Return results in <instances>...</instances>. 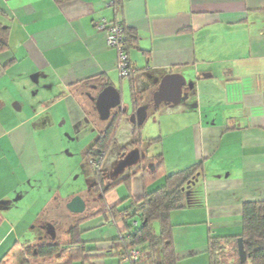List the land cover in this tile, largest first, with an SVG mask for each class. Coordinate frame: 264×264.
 Returning <instances> with one entry per match:
<instances>
[{
    "label": "crops",
    "instance_id": "0c3cea01",
    "mask_svg": "<svg viewBox=\"0 0 264 264\" xmlns=\"http://www.w3.org/2000/svg\"><path fill=\"white\" fill-rule=\"evenodd\" d=\"M113 5L0 0V23L9 29V49L0 54V264H31L25 246L48 244L47 224L56 240L62 235L58 243L72 240V229L59 228L65 203L52 185L49 157L66 137L68 145L87 140L88 152L100 136L77 93H87L93 105L90 93L98 96L106 84L124 93L132 85L120 78L117 54L97 29L102 21L138 35L129 54L139 100L142 93L153 99L167 75L186 81L183 104L148 112L159 134L148 141L159 139L153 146L162 145L164 153L143 162L153 172L162 157L168 175L204 163V174L186 192V209L171 217L178 264H212L211 239L222 240L219 255L234 264L243 206L264 201V0H123L119 11ZM131 116L122 120L118 145L132 139ZM87 163L85 157L91 188ZM140 170L108 179L107 187H115L105 196L110 208L164 185L162 178L146 189ZM95 215L81 219L86 260L73 264H131L101 252L120 229Z\"/></svg>",
    "mask_w": 264,
    "mask_h": 264
},
{
    "label": "trees",
    "instance_id": "16d2710c",
    "mask_svg": "<svg viewBox=\"0 0 264 264\" xmlns=\"http://www.w3.org/2000/svg\"><path fill=\"white\" fill-rule=\"evenodd\" d=\"M57 2H70L75 0H56ZM116 11L123 6V0H112ZM119 24V23H117ZM126 27V26H125ZM128 48H132L139 38L136 31L127 29ZM9 29L0 23V54L9 49ZM131 77V96L133 101V113L140 107L139 94L135 82ZM88 86L95 85L94 81H90ZM110 86L105 85V88ZM104 88V89H105ZM128 114L125 110L118 111L109 123L107 129L102 132L98 140L89 149L86 154L88 164L96 160L99 152L108 156L111 148L117 142V136L121 127L122 120L127 118ZM143 127H134L132 135V143L138 150L145 143L142 137ZM159 139L147 141L150 146L157 143ZM99 151V152H98ZM155 171L148 172L147 169H141L138 173L142 174L144 186L164 178V185L153 192H146L138 201H128L120 205L110 208L107 205L105 196L115 187H105L103 181V171L94 172L96 185L94 192L102 194L100 199V210L95 216H104L111 222L119 226V237L111 241L110 247L101 251L104 254L111 252L115 257L122 260V256L131 250H137L140 253L138 262L131 264H178V257L174 242V231L171 217L174 212L186 209V192L199 176L204 174V163H196L189 168L168 175L165 172L162 157ZM92 168V167H91ZM140 219L141 225L134 226L132 221ZM2 219L0 218V221ZM85 220V219H84ZM83 220H79L73 227L71 234L72 240L68 244H61L49 239V243L38 247L25 246V253L31 264L38 263L42 259L58 256V260L62 261L69 256V260L65 264H73L78 261H85L86 246L81 241L80 225ZM48 225V224H47ZM45 225V226H47ZM243 239L245 251L248 260L245 264H264V201L248 202L243 206V233L234 240L236 245V263L242 264L238 255V240ZM221 239H211L210 249L212 252V264H229L220 257L219 244Z\"/></svg>",
    "mask_w": 264,
    "mask_h": 264
},
{
    "label": "rangeland",
    "instance_id": "374dc122",
    "mask_svg": "<svg viewBox=\"0 0 264 264\" xmlns=\"http://www.w3.org/2000/svg\"><path fill=\"white\" fill-rule=\"evenodd\" d=\"M120 92L122 96V107L124 110H127L129 116H131L134 108H133V101H132L130 89H127L125 93L124 91L123 92L120 91ZM77 94L80 100L86 106L85 109L87 110V114L93 120V124L95 128L101 134L107 129L111 120L108 122H102L95 109V105L94 104L92 105L90 103L89 98L87 97V93L79 92ZM90 94L94 97H97L96 93H90ZM142 94H143L142 97L144 99H140L141 100L140 107L149 105V111H150L154 107L151 93H142ZM117 113L118 110L113 111L112 117ZM143 129L144 130L142 131V137L145 143L143 144L141 150L143 151L144 158L147 157L151 159L152 157H156L155 159H158V156H161L164 153L162 145L150 146L149 143L147 142L148 140L154 139L155 136L159 135L158 130L154 129L152 118H149L147 120ZM66 131L63 132L65 137L67 135V132L69 134H73L72 130L68 129V131L67 132ZM66 138L68 139V137ZM66 138H64L63 145L58 146L57 149L53 148L54 155L52 156L51 154V156L49 157L51 158V161L54 162V167H53L54 177H53L52 185L56 187L57 192L61 190L62 196L64 198V202H63L65 203L63 206L64 210L62 211L63 213L61 214L62 216L60 215L61 216L60 218L63 217V226L59 227L62 228V231L64 232L73 229V227L77 224L79 220L89 218L100 210L99 195L98 194L95 195L94 191H92L88 195V193L91 191V188L88 184V179L84 172V167H83L84 166L83 164L85 163V157L87 154L86 153L87 140L85 142L84 141L81 142L80 144L74 143L72 145H68ZM135 149L136 147L135 145H133L132 141H130L126 147L122 145H118V143L116 142V144H114L113 147L111 148L107 156V159L103 164L102 171L103 170H107L108 172L111 171L115 163H120L121 160L126 158L128 154ZM67 152H69L71 155ZM147 163H150V161H147ZM88 167L91 168L90 165ZM134 167H131L129 171L131 172ZM112 177L113 179H115V176ZM107 183L108 180L107 182H105V185H107ZM76 197H80L81 199L87 202L86 211L83 214H72L67 208V205ZM136 222L139 225H141L140 219L136 218L132 221V223H136ZM62 239L63 237L61 235L59 236V239L56 240V242H63Z\"/></svg>",
    "mask_w": 264,
    "mask_h": 264
},
{
    "label": "water",
    "instance_id": "95a60500",
    "mask_svg": "<svg viewBox=\"0 0 264 264\" xmlns=\"http://www.w3.org/2000/svg\"><path fill=\"white\" fill-rule=\"evenodd\" d=\"M153 79V77H149ZM155 80L154 83H158ZM186 86V81L179 75H167L159 83V89L153 95V106L160 107L162 105L172 108L178 107L188 98L186 93H183V89ZM95 104L96 111L102 122H108L112 118V112L115 110H124L122 107V96L120 91L114 86H108L103 89L97 97L92 98ZM126 111V110H125ZM149 105L139 107L130 118L131 124L135 127H144L148 119ZM141 160L140 150L135 149L131 151L128 156L117 167L114 176L115 178L122 175L126 169L137 166ZM193 182L191 185H193ZM190 186L186 190L190 189ZM68 210L72 214H83L86 211V203L80 197L74 198L68 205ZM48 235L52 241L56 240V230L51 224L46 227ZM238 255L242 264H245L248 260L247 253L245 251L243 239L238 240Z\"/></svg>",
    "mask_w": 264,
    "mask_h": 264
},
{
    "label": "built area",
    "instance_id": "2783aa9c",
    "mask_svg": "<svg viewBox=\"0 0 264 264\" xmlns=\"http://www.w3.org/2000/svg\"><path fill=\"white\" fill-rule=\"evenodd\" d=\"M97 29L104 32L106 35V41L109 48L113 49L117 54V69L122 80H128L136 75L128 48L126 27L122 24L113 23L110 24L106 21H102L97 25ZM99 152V151H98ZM107 157L105 153L99 152V156L91 163L92 169L96 172L102 171L103 164ZM138 223H134L137 226ZM140 253L137 250H131L122 256L124 262H138Z\"/></svg>",
    "mask_w": 264,
    "mask_h": 264
},
{
    "label": "flooded vegetation",
    "instance_id": "af4514ba",
    "mask_svg": "<svg viewBox=\"0 0 264 264\" xmlns=\"http://www.w3.org/2000/svg\"><path fill=\"white\" fill-rule=\"evenodd\" d=\"M136 147V146H135ZM136 149H138L137 147H136ZM140 150V154H141V160L139 161V163L137 164V166H139L140 167V169H148L147 168V165H144V160L146 159V158H144V154H143V151L141 150V149H139ZM145 153V152H144ZM125 160V158L123 159V160H121V162L122 161H124ZM120 162V163H121ZM120 163H115V165L112 167V170L111 171H106V172H104V170H103V181H104V183L106 182V180H108V179H111V178H113L112 176H114V173H115V171H116V169H117V167L119 166V164ZM148 165H151V164H148ZM136 167V166H135ZM90 169V171H92V173L94 174V172H93V169L92 168H89ZM130 169V168H129ZM93 184H92V186H91V191H94V186L96 185V180H95V178H94V180H93V182H92ZM105 187H107V185H105ZM94 194L96 195V193L94 192ZM99 195V198H101L102 197V194H98ZM85 203L87 204V202L85 201ZM46 233H47V235H48V232H47V230H46ZM48 239H50V237H49V235H48ZM51 240V239H50ZM52 241V240H51Z\"/></svg>",
    "mask_w": 264,
    "mask_h": 264
}]
</instances>
